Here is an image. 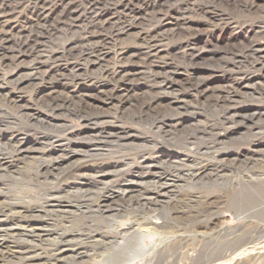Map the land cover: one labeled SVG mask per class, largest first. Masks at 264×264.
<instances>
[{"label": "bare ground", "instance_id": "obj_1", "mask_svg": "<svg viewBox=\"0 0 264 264\" xmlns=\"http://www.w3.org/2000/svg\"><path fill=\"white\" fill-rule=\"evenodd\" d=\"M87 2L82 18L74 0H0V101L17 113L5 124L17 136L0 135V264L264 255V0ZM22 7L25 32L12 23ZM26 89L91 129L22 138L39 121L20 106ZM10 180L42 189L17 195ZM225 213L251 225L212 229Z\"/></svg>", "mask_w": 264, "mask_h": 264}, {"label": "rangeland", "instance_id": "obj_2", "mask_svg": "<svg viewBox=\"0 0 264 264\" xmlns=\"http://www.w3.org/2000/svg\"><path fill=\"white\" fill-rule=\"evenodd\" d=\"M7 1H12V2H14L15 0H7ZM17 1V0H16ZM50 1V3H54V2H56L57 0H49ZM87 1H89V0H74V6H76L77 7V10L79 11V16L81 15V14H83V10H82V8L83 7H85L86 6V4L88 3ZM82 6V7H81ZM138 7H140V8H138ZM148 8V6H144V4H142V5H140V6H136V7H134V12L137 14V13H143L146 9ZM25 9V8H24ZM23 9V7H22V9L19 11V15H18V18L17 17H15V18H13L12 19V23L13 24H15L14 26H16L17 27V30L18 31H22V30H24V32H25V29L26 28H28L29 27V21L31 20V15H30V13L31 12H29L27 9H25L24 10ZM29 13V14H28ZM28 15V16H27ZM30 17V18H29ZM81 17L83 18V16L81 15ZM14 19H15V21H14ZM82 20V19H81ZM14 21V22H13ZM17 21V22H16ZM21 22V23H20ZM31 22V21H30ZM18 26H17V25ZM25 25H27L26 27H25ZM17 35V34H16ZM134 36V31H132V33H130L129 34V36H126V38H128V40H129V38L130 39H132V37ZM59 37H61V38H58V39H51V41L49 42H47V44H46V49H54V47H56L59 43L61 44V43H64L65 42V40H67L68 39V36L66 35V36H64V35H62V36H59ZM60 39V40H59ZM64 39V40H63ZM53 42V43H52ZM49 44V45H48ZM245 44V42H238V43H236V44H233L234 45V47L236 46V45H244ZM237 47V46H236ZM76 65H78V64H76ZM81 67H83V66H81ZM3 76V79H4V76H5V78H7L8 77V71H6V70H4V71H1V73H0V77H2ZM2 79V78H1ZM3 81V80H2ZM23 98H24V100H23V103L20 105V106H30L35 112V115H37V117H39V121L35 124V128H32L30 131H28V132H23V134H22V138H27V139H31L33 136H35V134H36V132H33L34 131V129L36 130H38V131H45V129L46 130H48L47 132L49 133L50 131H49V126H51V127H61V126H69V127H72V128H75V130H81V131H85V130H90L91 128H87V127H85V126H82V123L80 122V121H78V120H74V119H70V118H65V117H61V118H56V117H51L50 115H48L43 109H42V107L40 106V104L38 103V99L36 98V95H35V92H33L31 89L29 90V89H26L24 92H23ZM26 101V102H25ZM0 131H3V132H1L0 133V135L2 136V138H4V137H6V136H12V134L14 135V134H17L16 133V131L17 130H11V131H9L8 129H7V126L8 127H15L14 126V124L15 123H17V121L15 120V115L17 114L16 113V110L14 109V108H9L8 106H5L3 103H1V101H0ZM5 112V113H4ZM2 114V115H1ZM3 116V117H2ZM14 116V117H13ZM48 117H50V118H48ZM48 118V119H47ZM15 122V123H14ZM197 122V121H196ZM7 123V124H6ZM121 123V124H120ZM7 126H6V125ZM118 125H120L123 129H125V130H127V131H129V132H132V133H134V134H136V135H138V134H141L142 136L141 137H147V139L148 140H150V141H156V142H158L159 141V139L158 138H156V137H154L153 135H151V134H149V133H144V131H143V129H146V128H144V127H140V126H138V125H134V124H131V123H123V122H119L118 123ZM5 127V128H4ZM23 128V127H22ZM48 128V129H47ZM5 129V130H4ZM7 129V130H6ZM40 129V130H39ZM87 130V131H88ZM7 131V132H6ZM46 132V131H45ZM46 132V133H47ZM30 136H29V135ZM244 134H247L246 132H245V130L243 131V132H240L238 135H237V137H239V138H241ZM15 136H17V135H14V137ZM21 136V135H20ZM132 145L133 146H140L141 145V143H139V141H134V143H132ZM82 160V158L81 157H77L74 161H75V163L76 162H79V161H81ZM91 161V163H93V162H95L96 160H94V159H92V160H90ZM93 161V162H92ZM34 160L32 161V160H28V161H26V163L28 164V165H30V166H32V167H35L36 166V162H35V164H34ZM8 185H9V187H11L12 189H13V191L15 192V193H17V195H25L26 193H37V192H40L41 191V187L40 186H38V185H36L35 183H28L27 181H17V180H10L9 182H8ZM39 190V191H38ZM27 195V194H26ZM224 216H225V218L224 219H222L221 221L219 220V222H218V224H215V226L213 225V228L212 229H214V227L216 228V227H222L223 225L228 229V228H233V227H235V224L237 223V218L238 217H236V216H233V217H231V215L229 214V213H225L224 214ZM241 217V216H240ZM239 219V221L244 225L245 223H247L248 225H251V222H249V219L248 218H246L245 216H242L241 218H238ZM241 219V220H240ZM224 220V221H223ZM212 227V226H211ZM208 232H210V233H208ZM203 233H205V234H215V233H213V232H211V231H203ZM207 245H208V247H210V246H215V244H212L211 245V243H209L208 244V242H207ZM257 247H259V246H256V247H253V249H252V251L255 249V251L257 250ZM247 251V250H246ZM246 251H243L241 254H242V256H241V254L240 255H238L237 256V259H230V262H231V260H233V262L232 263H230V264H246V263H248V264H264V255H262L261 256V254L263 253L264 254V251H262L261 253H260V256L261 257H259V254L258 255H256L257 257H255L254 255H253V253L255 254L256 252L254 251L252 254L250 253V251L248 250L247 252L248 253H245ZM245 253V254H244ZM257 253H259V252H257ZM249 256H248V255ZM251 255V256H250ZM254 257H253V256ZM215 256H216V253H212V254H210L209 255V257H210V261H213L214 260V258H215ZM248 256V257H247ZM239 257V258H238ZM228 260V259H227ZM255 260L257 261V262H255ZM229 261V260H228ZM177 264H183V261L182 262H179V263H177Z\"/></svg>", "mask_w": 264, "mask_h": 264}]
</instances>
